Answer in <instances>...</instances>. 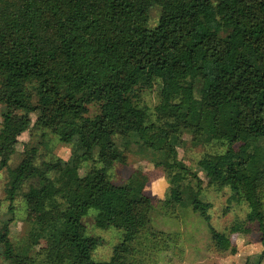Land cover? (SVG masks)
<instances>
[{
  "label": "trees",
  "instance_id": "16d2710c",
  "mask_svg": "<svg viewBox=\"0 0 264 264\" xmlns=\"http://www.w3.org/2000/svg\"><path fill=\"white\" fill-rule=\"evenodd\" d=\"M154 6L159 14L150 26ZM155 82L152 122L136 99ZM0 104V152L14 150L35 110L47 117L42 127L75 144L68 160L40 163L37 147L26 144L8 168L10 217L0 226V245L12 264H31L8 228L15 194L30 181L24 198L36 229L54 245L48 264H111L91 257L101 240L86 236L90 208L95 226L122 230L112 256L130 264V243L148 228L152 206L147 195L132 198L130 180L110 181L107 170L125 164L133 147L159 152L156 165L183 172L163 205L190 206L214 241L226 238L209 223L201 178L174 153L184 133L195 144H224L196 165L208 183L230 190L223 213L233 201L247 205L245 219L227 231L255 232L264 242V0H0ZM85 154L101 163L86 173L92 186L78 172Z\"/></svg>",
  "mask_w": 264,
  "mask_h": 264
},
{
  "label": "rangeland",
  "instance_id": "374dc122",
  "mask_svg": "<svg viewBox=\"0 0 264 264\" xmlns=\"http://www.w3.org/2000/svg\"><path fill=\"white\" fill-rule=\"evenodd\" d=\"M158 7L151 8L149 25L157 22ZM159 84L138 92L136 101L149 115L150 121H155L153 107L158 102ZM35 100V98H33ZM0 104V124H1ZM90 114L97 111V104L89 105ZM30 123L19 136L11 153L0 152V159L7 160V167L0 169V226L10 217L9 200L5 196L8 179V168H13L21 159L24 145L37 147L36 162L61 158L68 160L75 150V144L62 140L40 122L47 117L38 110L28 113ZM156 122V121H155ZM122 139H116L120 145ZM225 149L224 144L215 141L211 143L192 142L191 135L182 134L181 143L175 148L178 160L201 178V197L209 202L210 225L217 231H226L227 237L214 241L210 236L207 223L200 215L193 212L190 206H180L171 203L163 205L169 187L177 188L184 182L183 172L178 168L164 170L156 162L163 160V154L151 153L133 147L125 151V164L116 163L107 170L112 182L120 183L130 180L134 186L133 199L141 195L150 198L152 206L151 222L148 228L140 231L130 243V250L126 260L130 264H264V242L255 240L257 234L250 231L229 233L227 228L245 219L248 211L243 201L228 203L229 209L223 213L230 194L228 187L217 188L210 184L203 172L197 167L199 158L214 154ZM97 156L85 154L79 165V175L83 186H92L87 180L86 173L92 167H100ZM32 182H25L16 192L12 202L14 215L9 220V238L15 249H26L31 256V264H48L53 257L54 245L42 231H38L35 224L33 208L27 204L24 194ZM95 209L90 208L82 221L88 238H99L100 244L91 251L92 259L96 261H110L111 264H122L112 256L114 246L122 239V230L115 227L99 228L94 224ZM0 264H12L2 253L0 245ZM61 264H70L65 261Z\"/></svg>",
  "mask_w": 264,
  "mask_h": 264
}]
</instances>
